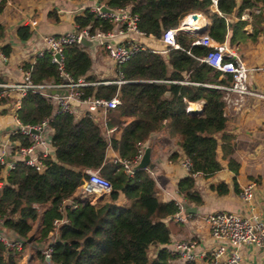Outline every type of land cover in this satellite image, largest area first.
Wrapping results in <instances>:
<instances>
[{
  "label": "trees",
  "instance_id": "1",
  "mask_svg": "<svg viewBox=\"0 0 264 264\" xmlns=\"http://www.w3.org/2000/svg\"><path fill=\"white\" fill-rule=\"evenodd\" d=\"M8 0H0V40L6 35L1 20ZM115 9L131 8L139 19L137 26L146 35L161 38L164 31L176 28L179 48L169 47L168 58L149 48L135 53L128 61L117 65L118 79L122 84L100 83L83 87L84 97L111 99L120 94L122 103L111 109L109 127H116L110 137L90 115L77 118L70 112H55L51 99L29 91L22 100L18 117L24 126H34L48 121L53 128L52 145L55 155L42 157L45 169L39 171L25 161H16L5 179L0 163V216L3 227L25 239L23 251L9 249L0 242V264H20L26 246L48 242L52 255L46 261L42 250L35 249L34 258L46 264H170L172 254L162 248L151 255L152 245L167 244L171 240L165 219L180 211L177 201L165 202L148 169L138 168L127 174L121 163L110 160L108 150H114L122 159H133L151 136L171 127L179 136V145L191 161L190 174L178 184L186 201L203 203L197 189L196 174L212 176L222 170L218 158L221 148L229 167L239 171L232 155L236 144L227 132L229 118L226 113V91L215 85H230L233 76L212 67L203 58L210 48L194 44L199 35L180 29L185 17L202 13L210 19L206 30L215 40L242 44L257 40L263 30L264 0H218L217 10L212 0H100ZM250 12L253 31L246 30ZM233 15L237 21L230 20ZM79 29L90 27L92 33L112 31L115 19L98 16L91 9L76 17ZM32 35L29 26H21L18 36L28 40ZM6 56L12 46L2 48ZM94 60L81 43L64 48V71L75 81L84 77L91 82H101L89 75ZM36 83L63 82L59 65L50 53L38 57L34 63H25ZM198 84V85H194ZM203 102L202 110H187L189 102ZM22 146H30L28 135L20 131L12 135ZM99 170L112 184L109 194L99 203L77 198V190L88 180L87 170ZM228 192L226 184L217 187ZM73 199L77 207L66 206ZM67 217L55 234L54 221ZM38 229L35 230V224ZM54 239L51 240V236ZM33 236V240L28 239ZM188 264H197L189 262Z\"/></svg>",
  "mask_w": 264,
  "mask_h": 264
},
{
  "label": "crops",
  "instance_id": "2",
  "mask_svg": "<svg viewBox=\"0 0 264 264\" xmlns=\"http://www.w3.org/2000/svg\"><path fill=\"white\" fill-rule=\"evenodd\" d=\"M100 5L107 4L101 3L100 0H8L1 14L6 35L0 40V81L17 82L22 80L24 76L23 66L33 59L41 35H59L75 31L76 17L83 15L87 9L93 10ZM212 9L216 11L214 7ZM196 14V18L187 19L185 17L183 19H186L191 25L190 30L185 29V31L193 35H199L197 31L210 23V19L204 14ZM245 17L250 19L246 30L251 33L253 25L251 24L250 12L247 11ZM238 19L239 17L235 15L230 17L231 21ZM21 26L30 27L32 35L28 40L23 41L19 38L18 30ZM230 36L231 32L226 41L230 42ZM116 42H128L130 45L140 42L163 54L166 59L168 58L169 48L157 37H143L128 32L117 38ZM7 44L12 46L9 56H6L2 50L3 46ZM84 46L94 60L89 75H95L100 80L118 79V64L111 59L103 44L96 41L92 44H84ZM231 46L250 68V88L264 93V23L263 30L258 35L257 40H248L246 43ZM194 85L198 84L194 83ZM187 107L192 111L202 110L203 102H189ZM11 108L9 106L3 110L0 109V154L9 142L14 143L12 135L17 124L13 119ZM85 110L84 105L80 106L75 114L76 117H82ZM226 113L229 118L227 132L234 136L236 144L232 157L239 163V171L236 173L229 167V160L223 158V152L219 148L218 158L223 165L222 170L212 176H205L201 173L195 175L197 189L203 198L201 205L186 201L179 192V181L187 176V172L181 166V162L186 156L179 145V136L171 127L170 122L166 123L165 129L153 134L143 144L144 152L150 150L151 165H153V168L148 167L146 169L155 179L161 199L165 202L174 200L179 205H183L184 209L179 211V214L185 217V220H178L174 215L165 219L170 230L171 240L167 244L152 245L151 255L153 257L162 248H167L173 252L177 243L196 239L199 243L197 252L201 255L196 263L213 264L212 251L218 241L212 237L210 225L206 221L205 217L208 214L217 211H232L247 216H257L264 221V99L254 96L243 97L241 104L227 105ZM97 123L107 135L105 127L99 121ZM49 149L50 154L55 155L54 146L52 145ZM39 152L41 151L39 150ZM13 153V151L10 153V161L13 163L21 161ZM107 156L113 160L118 155L114 150L109 149ZM7 175L6 171L5 173L2 171L3 179ZM249 181H254L257 184L256 194L251 201H245L239 196V192ZM220 184H226L228 192H219L217 187ZM93 191V187L84 183L77 190L75 196L90 199L92 204L99 203L105 194H96ZM71 200L73 201V199ZM189 208H195L196 211H191ZM4 229L8 232L10 239H17L18 236L15 233L5 227ZM37 229L38 223L35 224V230ZM54 236L55 234L51 236L50 241L54 239ZM47 244L48 242L28 244L20 264L24 263L25 260L29 264H40L41 260L34 258L35 249L43 251ZM238 251L245 264H264L263 248L244 244L238 248ZM188 263V260L176 255L170 260V264Z\"/></svg>",
  "mask_w": 264,
  "mask_h": 264
},
{
  "label": "built area",
  "instance_id": "3",
  "mask_svg": "<svg viewBox=\"0 0 264 264\" xmlns=\"http://www.w3.org/2000/svg\"><path fill=\"white\" fill-rule=\"evenodd\" d=\"M218 0H212V8L217 10ZM122 15L117 16L113 13H104L101 11V5L95 7L92 11L98 16L103 18L115 19V28L107 33L97 31L92 33L90 27H84L79 29L76 24V30L72 32H65L59 35H41L35 50V55L28 63H34L38 57H42L47 53H50L53 60L59 65L61 74L64 77V81L61 83L53 81H45L42 83H36L31 78L30 70L24 69V76L22 80L17 82H5L0 81V109H5L9 106L12 108V116L17 124V128L13 134L19 131L22 134L28 135L32 144L30 146H22L19 140L13 141L14 143H8L0 154V163L4 166L3 171L9 173L14 167V163L10 161L12 151L14 156H18L20 160L25 161L27 164L36 167L39 171H44L45 166L42 157L51 155L50 147L52 146V136L54 133L53 128L48 121H44L41 124L29 126L30 129H25L26 126L22 125L18 117V111L22 106V100L26 94L31 91L39 93L52 100L55 106V112H70L74 115L77 113L78 108L82 105L86 107L85 114L90 115L96 122L105 127L107 136L116 130V127H109L107 113L111 109L117 108L122 99L120 94L115 95L111 99L99 98L95 96L84 97L83 87L90 85H97L100 83L122 84L124 80H103L101 82H91L84 77L75 81L68 73L64 71V48L66 45L72 43H81L83 39L89 42H99L105 46L107 52L112 60L116 64H122L128 61L135 53H138L144 49H151V47L145 46L143 43L137 42L128 44V42H116V39L125 35L128 32L135 33L138 36L155 37L153 34L146 35L138 29L137 21L139 19L137 14L131 12L130 7L124 9H117ZM245 15L242 19H245ZM187 19H191V15L187 16ZM190 23L183 20L180 29L187 30L190 28ZM206 27V26H204ZM203 28V27H202ZM190 30V29H189ZM178 29L171 28L165 30L160 38L162 43L166 47L179 48L177 41ZM156 38V37H155ZM112 40L113 42H110ZM130 43V42H129ZM194 44H201L209 47L208 54L203 58V61L211 65L212 67L220 70L222 73H230L233 76V81L230 85H215L226 91V104L239 105L243 101V97L254 96L264 99V93L253 90L249 86L250 68L246 62L236 53V50L229 44L228 41L219 42L215 40L207 32L199 34V37L194 41ZM60 56V59L56 55ZM187 110H191L187 107ZM201 109H198L200 111ZM192 111V110H191ZM76 116V115H75ZM102 118V119H100ZM101 121H100V120ZM9 146V147H8ZM143 146V145H142ZM39 150L41 152H39ZM12 154V155H13ZM145 152L141 147L140 152L133 159H122L115 157L114 162L121 163L124 171L127 174H134L140 164ZM53 156V155H52ZM13 163V164H12ZM181 166L190 174L191 161L185 157ZM89 174L86 185L93 187V192L109 194L112 188L110 180L101 175L99 170H87ZM7 177V176H6ZM4 177V179L6 178ZM4 184V181H0V186ZM257 184L254 181H249L242 187L239 192V196L245 201H251L256 194ZM70 200V202H69ZM91 203V200L88 199ZM77 207L75 201L67 199L64 201L60 209L65 213L66 206ZM183 205H180V211L183 210ZM178 220H185V217L176 214ZM207 223L210 225L211 234L214 239L218 241L216 247L212 251V263L213 264H245L242 255L239 253L238 248L241 245H255L264 249V221L260 220L257 216H247L241 213L232 211H217L208 214L206 217ZM67 217L56 219L54 221V233H57L58 228L68 223ZM25 239L17 237V239H10L8 232L3 227V218L0 216V242L4 243L9 249H17L23 251L25 246ZM199 246L198 240L189 239L181 241L175 245L174 251L171 252L172 256L176 255L182 257L189 262H196L201 256L197 252ZM46 261H48L52 255V248L48 245L43 250Z\"/></svg>",
  "mask_w": 264,
  "mask_h": 264
},
{
  "label": "water",
  "instance_id": "4",
  "mask_svg": "<svg viewBox=\"0 0 264 264\" xmlns=\"http://www.w3.org/2000/svg\"><path fill=\"white\" fill-rule=\"evenodd\" d=\"M101 11L102 12H104V13H113L114 15H117V16H121L122 15V13L119 11V10H117V9H115V8H112V7H110V6H108V5H102L101 6ZM196 16H197V14L196 13H194V14H191V18H196ZM205 30H206V28L205 27H203V28H201L199 31H197L199 34H202V33H204L205 32ZM110 42H113L112 40H109ZM82 42L84 43V44H92V42H89V41H87V40H85V39H83L82 40ZM57 56V58H59L60 59V56L57 54L56 55ZM198 110L196 109V110H193V112H197ZM25 129H30V127L29 126H26L25 127ZM153 168V165H151V153H150V150H147L146 152H145V154H144V156H143V158H142V161H141V164H140V168ZM189 210H191V211H196V209L195 208H193V209H191V208H189ZM29 241H32L33 240V236H31L29 239H28Z\"/></svg>",
  "mask_w": 264,
  "mask_h": 264
},
{
  "label": "rangeland",
  "instance_id": "5",
  "mask_svg": "<svg viewBox=\"0 0 264 264\" xmlns=\"http://www.w3.org/2000/svg\"><path fill=\"white\" fill-rule=\"evenodd\" d=\"M196 26H197V24H196ZM43 247H44V246H43ZM47 247H48V244L44 247V249H46ZM44 249H43V250H44ZM40 262H41L42 264H46V262L43 261V260H41ZM41 263H40V264H41ZM22 264H29V263H27V261L25 260L24 263H22ZM35 264H37V263H35Z\"/></svg>",
  "mask_w": 264,
  "mask_h": 264
}]
</instances>
